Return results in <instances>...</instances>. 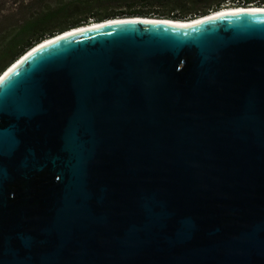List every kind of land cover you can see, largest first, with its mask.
Masks as SVG:
<instances>
[{"label": "water", "instance_id": "1", "mask_svg": "<svg viewBox=\"0 0 264 264\" xmlns=\"http://www.w3.org/2000/svg\"><path fill=\"white\" fill-rule=\"evenodd\" d=\"M251 5L88 22L0 73V264H264Z\"/></svg>", "mask_w": 264, "mask_h": 264}, {"label": "trees", "instance_id": "2", "mask_svg": "<svg viewBox=\"0 0 264 264\" xmlns=\"http://www.w3.org/2000/svg\"><path fill=\"white\" fill-rule=\"evenodd\" d=\"M40 1V0H39ZM39 8L27 6L21 20L0 18V73L42 39L88 22L117 16L193 18L208 12L264 0H41ZM197 18V17H196ZM195 19V18H194Z\"/></svg>", "mask_w": 264, "mask_h": 264}, {"label": "rangeland", "instance_id": "3", "mask_svg": "<svg viewBox=\"0 0 264 264\" xmlns=\"http://www.w3.org/2000/svg\"><path fill=\"white\" fill-rule=\"evenodd\" d=\"M43 1L39 0H0V18L8 16L10 19L16 18L21 20L27 17V6L35 5L39 8ZM2 25H0L1 27ZM49 38V37H48Z\"/></svg>", "mask_w": 264, "mask_h": 264}, {"label": "bare ground", "instance_id": "4", "mask_svg": "<svg viewBox=\"0 0 264 264\" xmlns=\"http://www.w3.org/2000/svg\"><path fill=\"white\" fill-rule=\"evenodd\" d=\"M236 8H237V6H227V8H222V9H220V10H218V11H216V12H219V13H217V14H220V13H225V12H231V11H233V10H236ZM240 8H251V9H246V10H264V5H261V6H258V5H251V6H246V7H243V6H240ZM240 10H242V9H240ZM210 14H214V12H210V13H208L207 15H210ZM202 16H200V17H197V18H195V19H190V20H178L177 22H174V24H179V25H188V24H192L193 22H196L197 20H201V19H198V18H201ZM107 20H112V18H109V19H105V20H103V21H107ZM110 22V21H109ZM90 23H96V22H90ZM81 27V26H80ZM75 29L76 28H73L71 31H69L70 29H68V30H66L65 32H67V31H69V32H74L75 31ZM77 30H79V29H77ZM61 33H63V32H60V33H58V34H55V35H53V36H50L49 38L48 37H46V38H44V39H42L40 42H38V43H36L35 45H37V44H39V43H41V42H43V43H45V42H49L50 40H53V38H55L57 35H59L60 36V34ZM64 34H68V33H63V35ZM63 35H61V36H63ZM57 38V37H56ZM42 43V44H43ZM34 45V46H35ZM34 46H32V47H34ZM31 47V48H32ZM31 48H29V49H31ZM28 51V50H27ZM23 55V54H22ZM18 59V58H17ZM16 59V60H17ZM15 60V61H16ZM13 63V62H12ZM11 63V64H12ZM10 64V65H11ZM9 65V66H10ZM8 66V67H9ZM13 66V65H12Z\"/></svg>", "mask_w": 264, "mask_h": 264}]
</instances>
